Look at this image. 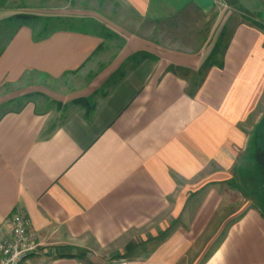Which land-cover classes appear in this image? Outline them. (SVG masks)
I'll return each mask as SVG.
<instances>
[{
	"label": "crops",
	"instance_id": "crops-1",
	"mask_svg": "<svg viewBox=\"0 0 264 264\" xmlns=\"http://www.w3.org/2000/svg\"><path fill=\"white\" fill-rule=\"evenodd\" d=\"M0 1V242L23 214L24 264H264V28L238 0Z\"/></svg>",
	"mask_w": 264,
	"mask_h": 264
},
{
	"label": "rangeland",
	"instance_id": "rangeland-1",
	"mask_svg": "<svg viewBox=\"0 0 264 264\" xmlns=\"http://www.w3.org/2000/svg\"><path fill=\"white\" fill-rule=\"evenodd\" d=\"M221 2V6L222 8L226 7V3L223 0H220ZM239 4L235 7L236 10L235 14L236 15H240V17H242L243 19L247 18L249 20H252L254 22H256L259 25H262L264 28V0H238ZM6 2V1H5ZM3 1H0V6L1 5H5L6 3ZM9 5L12 6L13 8H16L17 11L19 12H30L33 14H43L44 11H42V9H47L49 10L48 7V3L46 0H12L11 2H9ZM242 10V11H239ZM52 11V10H50ZM44 14H50L49 11H45ZM35 22V21H34ZM62 114H58L57 116V120H61L62 115L65 112H61ZM261 140H263L262 144H264V137L261 136ZM260 141L259 138V134H257V136L254 137L253 140V147H256V142ZM261 144V142H260ZM255 169V178L258 176V178H256V183L253 186V189H256L259 191V193H257V197H258V203H256L261 210H263L264 212V191L261 188V184H263V177H261L262 174V169H260V167L258 165H255L254 167ZM262 179V180H261ZM258 180V182H257Z\"/></svg>",
	"mask_w": 264,
	"mask_h": 264
},
{
	"label": "built area",
	"instance_id": "built-area-1",
	"mask_svg": "<svg viewBox=\"0 0 264 264\" xmlns=\"http://www.w3.org/2000/svg\"><path fill=\"white\" fill-rule=\"evenodd\" d=\"M31 220L17 214L12 220L8 235L0 242V264H24L39 247L30 234Z\"/></svg>",
	"mask_w": 264,
	"mask_h": 264
}]
</instances>
